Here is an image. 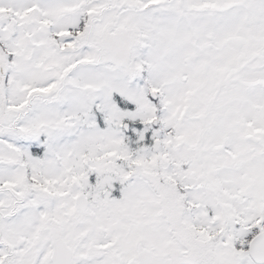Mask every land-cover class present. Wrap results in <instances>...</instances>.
I'll return each mask as SVG.
<instances>
[{
  "label": "snow or ice",
  "instance_id": "obj_1",
  "mask_svg": "<svg viewBox=\"0 0 264 264\" xmlns=\"http://www.w3.org/2000/svg\"><path fill=\"white\" fill-rule=\"evenodd\" d=\"M0 264H264V0H0Z\"/></svg>",
  "mask_w": 264,
  "mask_h": 264
}]
</instances>
